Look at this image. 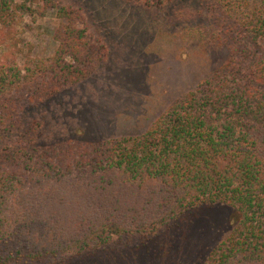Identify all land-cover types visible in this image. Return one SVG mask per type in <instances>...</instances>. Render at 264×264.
I'll use <instances>...</instances> for the list:
<instances>
[{
    "label": "trees",
    "instance_id": "trees-1",
    "mask_svg": "<svg viewBox=\"0 0 264 264\" xmlns=\"http://www.w3.org/2000/svg\"><path fill=\"white\" fill-rule=\"evenodd\" d=\"M43 1L61 19L54 52L23 65L0 52V264L127 248L214 204L239 218L203 264H264V0H116L226 57L143 132L53 144L37 142L29 111L90 76L107 47L82 5ZM27 10L0 0V48Z\"/></svg>",
    "mask_w": 264,
    "mask_h": 264
},
{
    "label": "rangeland",
    "instance_id": "rangeland-1",
    "mask_svg": "<svg viewBox=\"0 0 264 264\" xmlns=\"http://www.w3.org/2000/svg\"><path fill=\"white\" fill-rule=\"evenodd\" d=\"M16 1L25 2L29 10L14 25L0 52L12 55L19 65L30 56H50L56 48L53 33L61 21L56 10L44 11L43 0ZM60 1L83 6L90 30L104 41L107 55L90 76L29 111L38 143L95 142L141 133L226 57L225 51L187 28L148 27L152 25L150 15L131 5L116 0ZM238 218L231 206H198L179 215L150 240L59 264H203Z\"/></svg>",
    "mask_w": 264,
    "mask_h": 264
}]
</instances>
